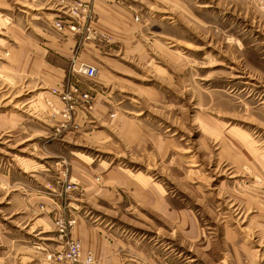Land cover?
<instances>
[{"label": "rangeland", "instance_id": "obj_1", "mask_svg": "<svg viewBox=\"0 0 264 264\" xmlns=\"http://www.w3.org/2000/svg\"><path fill=\"white\" fill-rule=\"evenodd\" d=\"M81 1L0 0V264H264V0Z\"/></svg>", "mask_w": 264, "mask_h": 264}, {"label": "built area", "instance_id": "obj_2", "mask_svg": "<svg viewBox=\"0 0 264 264\" xmlns=\"http://www.w3.org/2000/svg\"><path fill=\"white\" fill-rule=\"evenodd\" d=\"M83 5L81 0H74V4L70 9L75 12L77 8ZM86 7V4L83 5ZM61 24L58 23V26ZM96 67L94 65L81 62L77 65V71L83 73L87 77H93L96 74ZM93 95L90 90L82 88L78 84H71L66 88L58 89L52 88L50 95L46 98V103L50 109V116L56 119V130L65 128L74 113L90 112L93 108ZM67 188H71L68 183ZM75 219L66 218L63 215L55 217V227L60 237H63L68 228L72 225ZM58 257L63 264H95L94 257L91 253L83 254L82 244L80 240L68 238L65 240L63 249L60 250Z\"/></svg>", "mask_w": 264, "mask_h": 264}, {"label": "crops", "instance_id": "obj_3", "mask_svg": "<svg viewBox=\"0 0 264 264\" xmlns=\"http://www.w3.org/2000/svg\"><path fill=\"white\" fill-rule=\"evenodd\" d=\"M100 5H102V4L100 3ZM108 7H110V6L108 5ZM104 12L106 13V15H108V14L111 15V17H114V16H116L115 14H117V13L110 12L108 9H105ZM118 15H120V14H118ZM103 21H105L104 17H103ZM118 23H120V21H118Z\"/></svg>", "mask_w": 264, "mask_h": 264}]
</instances>
